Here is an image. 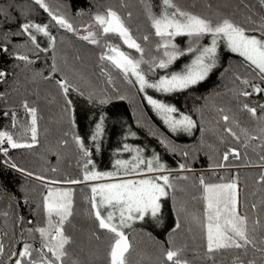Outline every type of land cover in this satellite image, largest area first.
Returning a JSON list of instances; mask_svg holds the SVG:
<instances>
[{
    "label": "trees",
    "instance_id": "16d2710c",
    "mask_svg": "<svg viewBox=\"0 0 264 264\" xmlns=\"http://www.w3.org/2000/svg\"><path fill=\"white\" fill-rule=\"evenodd\" d=\"M147 2L153 6V0ZM45 3L53 13L67 18L78 31L74 33L61 28L35 0H0V49H8L7 52L0 50V71L7 73L0 80V131L11 133L20 142L32 143L31 114L23 104L26 101L29 107L37 109V141L33 146L12 149L5 142L3 147L8 149V155L5 156L2 151L0 153V241L5 249L0 256V264H13L16 257L12 253L22 251L24 243L32 245L33 249L41 248V237L35 229L47 227L44 197L48 190L55 189L71 190L73 194V215L64 226L65 233L72 241L67 246L69 257L65 264H109L113 235L99 229L91 215L88 181L66 183L69 180L83 181L85 171L101 168L102 161L110 162L106 156L104 159L98 158L101 156L96 151L99 140L94 142L91 138L101 118L102 127L107 124L108 121L104 120L107 115H114L118 122L112 129L105 126L100 144L110 140L119 149L129 143L151 149L153 154L158 153L162 163H167V169L179 172L170 176L175 188L169 189V196L161 199L162 221L159 223L148 217V220L144 219L126 232L132 244L129 264H140L137 254L149 255L151 259H144L146 263L152 260L155 264H172L165 259V252L169 248L181 249L180 258L187 264H249L251 261L264 264V252L260 251L264 248V182L260 180L264 175V159H261L264 157V109L260 107L264 105V92L257 94L251 86L242 83L247 79L251 84L264 88V80L244 57L221 45L216 54V67L205 80L183 91L149 92L154 99L175 107L177 115H190L197 122L190 134L172 132L131 79H125L124 74L109 60L101 59L107 51L104 52L100 44L116 46L122 43V39L114 34H100L98 44L81 39L85 28L93 23V16L112 8L125 18L133 37L145 51H157L158 55H162L163 49L157 50L160 39L154 34L144 9L145 3L142 0H45ZM176 3L186 11L213 20L229 18L249 29L250 34L261 35L259 26L264 23V4L260 0H176ZM141 7H144L143 11ZM128 12L132 13L130 19L127 18ZM25 22L48 25L47 30L56 38L55 46L52 43L46 45L40 33L34 29L32 31L37 38L35 44L27 34H17ZM145 35L149 36L148 41L143 40ZM179 39L188 41L187 36H180ZM36 44H39V48ZM188 47H180L186 54L167 69L149 70L150 62L144 63L142 67L149 79H159L185 67L190 59ZM17 54L28 56L32 62L16 59ZM64 79L72 86L67 96L57 83ZM125 87L135 96L138 107L146 116L147 123L156 131L155 134L138 123L134 106L127 98L128 94L123 92ZM243 91L252 94L243 96ZM68 100L71 104L67 103ZM244 104L256 108V116L244 109ZM223 115H228L230 120L225 122ZM229 127L240 136V140L225 130ZM75 137L83 141L90 156L84 155ZM128 137L133 140H128ZM162 140L181 152L171 151L161 143ZM201 141L208 142L210 146L216 145L217 158H208L202 151L198 153L196 147ZM230 149H236L239 158L229 155L228 160L224 161L223 156ZM193 151L194 158L191 154ZM183 152L189 156H184ZM89 159L93 164L88 165L86 170L84 165ZM10 163H15L17 168H12ZM222 163L224 168H241L233 178L244 188V201L249 206V237L255 247L250 244L247 250L233 248L209 254L204 244H188L185 239L184 242L181 240L180 236L184 233L180 223L183 200L178 202L176 196L194 184L189 181L188 175L180 174L182 171L186 169L200 173ZM181 164L185 165L184 170L180 169ZM18 169H24V172ZM29 172L32 175H27ZM210 174H203V177H208L207 183L225 179L223 173L218 172L217 177ZM195 175L198 178L202 174ZM200 186H196L197 189H202ZM253 205L256 207L253 208ZM55 220L54 217V223ZM177 223L180 225L178 229ZM36 255L34 251L33 256Z\"/></svg>",
    "mask_w": 264,
    "mask_h": 264
},
{
    "label": "snow or ice",
    "instance_id": "6c2138e0",
    "mask_svg": "<svg viewBox=\"0 0 264 264\" xmlns=\"http://www.w3.org/2000/svg\"><path fill=\"white\" fill-rule=\"evenodd\" d=\"M142 2L145 3V10L151 21L154 34L160 39V43L157 44V50L163 49V58L150 62L149 70H154L155 68L167 69L178 58L184 56L186 54L185 51L181 50L173 41L177 36H187L192 39L187 53H193L195 58L182 71L172 72L169 75L160 77L155 82H150L141 68L142 64L148 63L144 60V48L133 37L125 18L112 8L97 12L93 16V24L85 28L87 34L81 37V39L91 44H98L97 32L103 35L114 34L120 37L123 44L127 45L129 49H134L139 53L140 58L137 59L119 50L118 46L107 45L108 52L102 55L101 59L104 60L106 58L109 60L114 67L124 74L125 79H128L129 76H134L139 83L140 91H144L147 88L164 93L183 91L205 80L216 67L219 40L225 41L230 51L244 57L260 79L264 80V23L259 26L261 35L257 37L250 34L249 29L236 24L229 18L213 20L206 16L186 11L178 6L176 0H162V8L159 13L153 11L147 0H142ZM260 2L264 4V0H260ZM35 3L48 12L51 19L61 28L74 33L78 31L63 15L53 13L48 4L45 3V0H35ZM131 16L132 13L128 12L127 18L130 19ZM93 26H95L97 31L92 30ZM32 29H35V32L43 33L49 38L52 46H55L56 38L47 30L48 25L41 26L40 24L25 22L21 25V32L17 34H27L31 42L35 44L37 38ZM204 36H211L210 46H192L193 44L198 45L199 40ZM143 40L148 41L149 36H143ZM36 47L39 48V44H36ZM0 50L7 52L8 49L4 47ZM44 50L46 51L47 49ZM15 58L27 63L32 62L26 55L17 54ZM53 70L55 71V65H53ZM6 75V72L0 71V80ZM237 79L240 78L237 77ZM57 83L65 96H67L72 87L68 80H59ZM242 83L251 86L257 94L264 92V88L251 84L247 79L242 80ZM251 94L248 91L241 92L243 96ZM146 99L148 104L161 115L172 132L183 131L190 134L192 129L197 126V122L190 115L181 114L177 118L174 115L178 112L175 107L154 99L152 96H146ZM104 102L101 101V103ZM67 103L71 104V101L68 100ZM23 107L31 114L30 131L32 143L20 142L11 133L0 131V145L6 142L12 149L31 148L37 141V109L29 107L26 101ZM243 107L253 116H256V108L249 107L248 104H244ZM260 107L264 109V105ZM220 111L223 112L224 110L220 109ZM13 116L15 125V114ZM222 119L227 122L230 117L223 115ZM102 123L103 120L101 118V122L95 126V133L91 137L94 142L98 141L102 136ZM225 130L236 140H240V136L231 127ZM75 139L81 150H83L84 155L90 156L91 153L85 148L83 141L79 137H75ZM252 139H259V137H252ZM161 143L168 147L167 141L162 140ZM245 147H247L246 144ZM124 148L128 151H135L136 155L131 161L116 160L117 168L123 169L125 175L134 174L141 178L97 183L91 186L89 199L90 212L97 222L98 228L113 235V243L109 250V264H129L128 255L132 249V244L124 229L131 228L132 224L138 220L143 221L146 216L158 219V213H160L162 208L161 199L169 196V189L175 188L170 176L163 174L171 170L166 168L158 155L153 154L151 159H145L141 154L142 149H132L128 145H124ZM0 151L5 156L8 155L7 148L0 147ZM182 154L184 156L188 155L187 152ZM229 155H235L236 158H239L240 154L236 149H230L229 152L224 154L223 160L227 161ZM261 159H264V157H261ZM92 164L93 161L89 159L85 163L84 168L87 170L88 165ZM10 166L17 168L15 163H10ZM217 166L224 167L225 165L222 163ZM180 169L184 170L185 165L181 164ZM18 170L24 172V169ZM149 173H159V175L149 176ZM118 174V171H85L83 181L69 180L66 183L78 184L89 180H112ZM27 175H32V173L29 172ZM37 179L43 178L37 177ZM182 179L188 178L182 177ZM260 180L264 182V175L260 177ZM199 183L202 186V199L205 201L202 226L205 230L207 252L212 254L233 248L247 250L250 244L255 247L253 240L249 237L248 217L241 215L238 210L237 180L234 179L228 183H206L204 178L201 177ZM72 195L71 190H50L48 192L44 197L47 227L35 229L41 237V248L33 249L32 245L24 243L22 251L12 253V256L16 257L13 264H65L69 257L67 246L72 241L71 237L65 233L64 226L73 215ZM255 207L253 205V208ZM54 217L56 218L55 223L53 222ZM256 223H259V221H256ZM179 227L180 225L177 223L176 228L178 229ZM29 231L33 230L29 229ZM96 238L99 239V236ZM4 251V244L0 241V256L3 255ZM34 251L37 253L36 257L33 256ZM181 251V249L169 248L165 252V259L172 262V264H187L186 261L180 258ZM260 251L264 252V248L260 249ZM249 264H255V262L251 261Z\"/></svg>",
    "mask_w": 264,
    "mask_h": 264
},
{
    "label": "rangeland",
    "instance_id": "374dc122",
    "mask_svg": "<svg viewBox=\"0 0 264 264\" xmlns=\"http://www.w3.org/2000/svg\"><path fill=\"white\" fill-rule=\"evenodd\" d=\"M116 1H121V0H116ZM153 1L154 2L152 4H153L154 7L153 6H151V7H152L154 12L159 13L161 11V8H162V0H153ZM143 8L141 7L140 10L143 11ZM224 18H226V17H224ZM216 20H217V18H216ZM92 30L93 31H97L95 26H93ZM86 34L87 33L84 31L83 35H86ZM100 34H101L100 32H97V39H99V35ZM40 35H41L42 40H44V43H46V45H48V46L51 45L50 44L51 41L49 40V38L47 36H45L43 33H40ZM179 37L180 36L175 37V39L173 41V43H175L179 48L183 47L185 45H190L191 44V41H189V37H188V41L185 40V39L177 40ZM47 41H48V43H47ZM200 41H201V44L198 42V45L193 44L192 46L193 47H196V46H210V44H211V36H209L207 38H205V36H204L203 38L200 39ZM137 42L140 43L139 41H137ZM158 43H160V40L158 41ZM100 45L103 48L104 52H106V51L108 52L107 45H104L103 43L100 44ZM221 45L222 46H224V45L227 46L225 41L219 40L218 41V45H217V51L222 48ZM116 46L119 47V50L126 52L127 54L131 55L132 57L137 58V59L140 58V54L137 53L134 49H129L127 47V45L123 44V41H122V43H120V44H118ZM188 54L190 56V59H188L189 61H187V63L189 64V63H191V60L195 58V56H194L193 53H188ZM161 58H163V53H162V55H158L157 51H154V52H151V53H149L147 51H144V60L146 62H148L147 64H149V62H151V60L152 61L153 60H159ZM142 66H143V64L141 65V68L143 69ZM183 69H184V67H182L180 69V71H182ZM144 72H145V70H144ZM145 74H146V72H145ZM146 76L149 79V76L147 74H146ZM129 79H131V81L139 88V83L136 81L134 76H129ZM156 80H158V79H155V78L154 79H151V78L149 79L150 82H155ZM123 92L128 94L127 98L132 102V104L134 106V113L136 115L138 123L141 124L144 127H147V129L150 132H152V133L156 132L151 127V125L149 123H147L146 116L144 115L142 110L138 107V102H137L135 96L130 94L131 93L130 89H126V87H125ZM141 92L143 93V95H145V99H146V96H152L150 94L151 92L160 93L159 91H157L155 89H152V88H147V89H145L144 91H141ZM151 108H152V106H151ZM156 113H157V115L159 114L157 111H156ZM174 115H176L177 118L180 117V115H177L176 113ZM104 120H105V122H107V121L108 122H107V124L104 125L103 129H105L106 125H107V129H108V126H109V129L115 128L117 126V122L118 121L116 120L114 115H112V116H108L107 115V117L106 116L104 117ZM180 132H183V131H180ZM185 133H187V132H183V134H185ZM127 139L128 140H133L132 138H129V137ZM101 141L102 140L99 139V143L97 144L98 146H97V150L96 151H98L99 154H101V156H99L98 158L99 159H104V156H106L107 159L109 158L110 162L102 161L100 163L101 168L99 167L95 171H98V172H117L118 171L119 174L112 180H102V181L89 180L87 182V185L89 186L90 189H91V186H93V185H95L97 183L115 182L117 180H122V179H139V178H141L140 176H136L134 174L125 175L124 170L123 169H118L116 164H115L116 160H118V159L119 160L131 161L133 159V157L136 155L135 151L125 150L124 147L122 149H119V148L115 147L114 145H112L110 140L109 141H104L103 140L106 143H104L102 145V144H100ZM210 145H209L208 142L201 141V143L196 148L198 150V153H199V151H202V153L205 156H208V158L215 159L218 156V154H216V145L215 144L212 145V146H210ZM128 146L130 148H132V149L140 148L137 145L131 144V143H129ZM0 147L4 148L3 145H0ZM168 148L171 151H174L175 153L176 152H181L180 150L176 151V148L174 146H172V145L171 146L168 145ZM140 149H142V153L141 154H142V156L145 159H151V157L153 156V151L151 149H149V150L145 149V148H140ZM173 149H175V150H173ZM204 150L205 151H211V153L205 152ZM0 153H1V151H0ZM154 154L157 155L158 153L154 152ZM191 154H192V158H194V156H195L194 151L191 152ZM188 156H189V154L187 155V157ZM163 164L165 166H167L166 162H163ZM240 169L241 168H231V167L230 168H224V167L223 168H219V167L216 166V167L210 168L208 171H204V172H200V173L193 172L192 170L189 171V170H186V169L184 171H182V173H180V174L188 175L189 179H190L189 181H191V183H194L193 185H190L189 188H184L183 190H181V194L176 196V199L178 200V202H181L180 200H183L182 205L180 207V213H181V215H180V223H181L182 229L184 231V233L181 234L180 238H181V240L183 242H184V239H185V241H188L187 242L188 244L191 242L193 244L196 243V245H199V243H200V244H204L206 246L205 230H204V228L202 226L203 225V220H204L205 201L202 199V189L199 190L196 187V186L200 185L199 181H200V178L203 177V174L211 173L210 175H212V176L214 175V176L217 177L218 175H216V174L218 172H220L221 174L223 173L224 176H225L224 181H222V179H220L217 182L216 181H211L209 183H228V182H231L232 180H234V178H233V177H235L234 173L236 171H239ZM178 173L179 172L176 171V170H171L170 172L166 171L163 174L171 176L172 174H178ZM195 173L196 174H202V175L197 178ZM148 175L149 176L159 175V173H149ZM203 178H204L205 182L207 183L208 179H206V178H208V177H203ZM172 183L175 184L174 181H172ZM200 187H202V186H200ZM55 190L64 191V190H67V189H55ZM49 191L50 190L47 191V194H48ZM237 196H238V210H239V213L241 215H246L248 217L249 215L247 214V211L249 209V206H247L245 201H244L245 200L244 188H243V185L240 182H237ZM148 217L151 218L150 216H146L145 219L147 218V220H148L149 219ZM163 218H164V215H163L162 208H161L160 213H158V219H156V220L160 223V221H162ZM196 218H199V219H196ZM140 222H142V221L138 220V221L134 222L132 224V227L136 226ZM166 223H167V220H166ZM131 228H126V229H124V231L127 232ZM249 228L250 227L248 225V230H249ZM141 255L142 254H140V255L137 254V257H138L137 260H140L139 261L140 264H155V262L152 261V260H149V263L144 262L145 261L144 259H147V261H148V259H151V257L149 255L148 256H143V255L141 256Z\"/></svg>",
    "mask_w": 264,
    "mask_h": 264
}]
</instances>
